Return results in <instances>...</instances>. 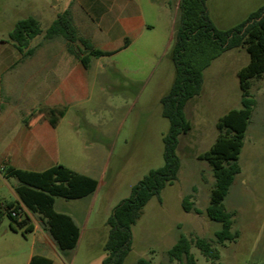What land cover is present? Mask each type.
<instances>
[{"label": "rangeland", "instance_id": "374dc122", "mask_svg": "<svg viewBox=\"0 0 264 264\" xmlns=\"http://www.w3.org/2000/svg\"><path fill=\"white\" fill-rule=\"evenodd\" d=\"M69 1L0 0V41L9 40L16 23L29 16L40 18L42 28L46 30L59 13L68 9ZM261 1L264 4V0ZM214 23L221 29L237 24L220 18ZM159 33L165 34L164 27ZM174 33L175 30L171 38H174ZM161 34L157 36V42L168 41L169 36L164 39ZM59 39L66 43L63 38ZM134 55L145 57L147 52L138 46ZM132 62L135 67L142 63L136 58ZM249 62L250 55L246 49L237 48L223 53L206 69L202 93L186 106L192 130L180 136L178 179L162 191L161 200L154 197L145 207L144 214L133 227V247L124 264H139L141 259L149 264H179L170 260L168 251L181 234L193 242L198 237L207 238L220 251V258L211 260L193 243L192 252L197 264H264V77L253 81L251 93L256 106L240 156L241 172L224 201L227 211L233 215V230L239 231L240 236L224 245H220L215 237L221 224L212 221L206 213L215 185L213 168L208 161L199 159V155L208 151L219 135L218 120L229 111L242 107L238 73ZM169 67L174 72L172 61L165 57L158 64L154 78L139 87L129 86L110 71L105 75L106 83H103L104 78L102 81L92 79L93 99L82 107L86 121L80 122L71 113L63 128L71 132L69 144H75L77 148L83 140L112 143L114 156L109 166L74 165L78 170L105 179L106 184L97 194L86 199L57 198L55 204L57 211L74 215L82 238L76 249L64 254L58 255L49 248L44 252L37 245L34 234L24 236L22 230L14 232L10 228V219L6 218L0 226V264H29L32 252L48 256L54 264L102 263L109 234L107 207H115L128 198L133 185L151 169L164 165L163 137L170 123L163 117L161 98L171 86L165 75ZM142 71L146 76L152 72L148 63L143 64ZM104 84L108 89L106 93L100 91ZM110 88H115V91ZM72 120L81 124V133L74 132L69 123ZM104 170L107 171L106 177H102ZM10 196L9 187L0 180V199L8 200ZM186 196L191 197L201 214L184 210ZM30 221L40 222L34 214Z\"/></svg>", "mask_w": 264, "mask_h": 264}, {"label": "trees", "instance_id": "16d2710c", "mask_svg": "<svg viewBox=\"0 0 264 264\" xmlns=\"http://www.w3.org/2000/svg\"><path fill=\"white\" fill-rule=\"evenodd\" d=\"M176 6L179 21L169 53L175 75L169 91L161 99L163 117L170 123L169 130L163 137L164 165L151 169L132 187L131 195L114 207L107 220L109 234L104 245L106 256L101 264L125 263L133 247V227L141 219L145 207L154 197L161 200L162 191L178 179L181 168L178 155L180 136L192 130L186 106L202 93L206 69L223 53L245 48L250 55V62L238 73L242 107L229 111L218 120L219 135L215 143L208 151L199 155V159L209 162L214 172L215 185L206 213L212 221L221 224V229L215 233L216 241L224 245L240 236L239 231L233 230V215L227 211L224 201L236 176L241 172L240 156L256 106L251 93L253 81L264 77V6L230 29H221L215 25L209 13L208 0H177ZM42 33L40 22L29 16L16 23L9 38L22 55L27 57L33 52L29 49L31 40ZM57 38L66 41L69 53L78 58L86 68H89L92 58L106 55L79 35L70 10L59 13L44 35L46 40ZM63 116V110L51 109L52 126L57 127ZM4 173L6 178L19 181L15 188L18 200L0 199V226L9 218L10 228L14 232L22 230L24 236L33 232L35 225L30 221L29 215H13L23 205L30 213L39 217L41 226L50 233L61 254L76 249L81 230L70 215L56 211V199L86 198L97 191L99 181L64 165L44 172L7 168ZM190 199V196L184 198V210L201 214L202 211L194 207ZM193 243L206 258H220V251L209 239L198 237L193 242L185 234H181L168 251L170 260L178 261L179 264H197L192 252ZM29 264H54V261L36 254ZM139 264L149 262L141 259Z\"/></svg>", "mask_w": 264, "mask_h": 264}, {"label": "crops", "instance_id": "0c3cea01", "mask_svg": "<svg viewBox=\"0 0 264 264\" xmlns=\"http://www.w3.org/2000/svg\"><path fill=\"white\" fill-rule=\"evenodd\" d=\"M176 1L70 0L67 10L71 11L79 35L106 53L100 58H92L89 68L69 53L67 44L61 39H44L47 29L55 20L46 30L41 26L43 33L31 40L29 49L33 52L30 56L24 57L10 38L0 41V180L10 189L11 198L7 201L18 200L15 188L19 184L15 178H6L4 170L7 168L44 172L64 165L99 181V187L92 195L105 186V179L78 170L74 165L109 166L114 156L112 143L83 140L77 148L75 144H69L71 132L65 131L63 126L71 113L80 122L86 121L82 107L93 99V78L101 81L104 78L103 83H106L105 75L110 71L129 86L138 87L154 78L158 64L169 57L172 48L171 36L179 21ZM263 6L261 0H208L209 13L214 22L220 18L234 21L236 25ZM33 17L41 24L40 18ZM162 27L165 29L164 35L159 33ZM159 34L164 39L169 36L168 41L157 42ZM138 46L147 52V56L137 58L134 55ZM135 58L142 62L140 66L135 67L132 62ZM144 63L150 65V76L142 71ZM165 75L166 81L172 85L175 71L171 67L166 68ZM105 85L101 87L102 93L108 90ZM110 90L115 91V88ZM51 109L64 111L57 127L50 122ZM69 123L75 133H81L80 123L76 120ZM106 174L104 170L102 177H106ZM113 209L112 206L107 207V220ZM60 213L70 215L79 226L74 215ZM32 215L30 213L29 217ZM33 224L35 227L31 233L36 236L37 245L42 251L49 248L61 254L56 242L40 222ZM34 255L36 253L32 252L29 263Z\"/></svg>", "mask_w": 264, "mask_h": 264}, {"label": "built area", "instance_id": "2783aa9c", "mask_svg": "<svg viewBox=\"0 0 264 264\" xmlns=\"http://www.w3.org/2000/svg\"><path fill=\"white\" fill-rule=\"evenodd\" d=\"M21 214L30 215V212H29V210L25 206L22 205L17 211H14L13 212V215L14 216H19Z\"/></svg>", "mask_w": 264, "mask_h": 264}]
</instances>
